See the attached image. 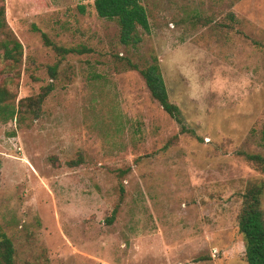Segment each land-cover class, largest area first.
Listing matches in <instances>:
<instances>
[{"label": "rangeland", "instance_id": "1", "mask_svg": "<svg viewBox=\"0 0 264 264\" xmlns=\"http://www.w3.org/2000/svg\"><path fill=\"white\" fill-rule=\"evenodd\" d=\"M141 4L149 29L132 48L92 0H4L23 55L12 70L0 57V85L16 108L53 85L37 118L0 122L15 264H246L236 217L245 186L264 181L241 155L264 157V0ZM41 33L90 52L60 59ZM151 56L194 135L125 65Z\"/></svg>", "mask_w": 264, "mask_h": 264}, {"label": "trees", "instance_id": "2", "mask_svg": "<svg viewBox=\"0 0 264 264\" xmlns=\"http://www.w3.org/2000/svg\"><path fill=\"white\" fill-rule=\"evenodd\" d=\"M141 1L92 0L94 10L99 18L116 23L118 42L124 47L135 48L142 41L139 30L148 31L149 29L148 16ZM40 35L43 44L51 47L60 59L70 54L82 55L90 52L84 47L64 48L57 46L45 34L41 33ZM22 55V46L5 21L4 0H0V57L6 64V68L12 70L21 62ZM57 65L58 63L48 68L50 80H54L56 77ZM125 65L128 69L139 73L151 99L169 118L177 123L180 128L179 133L194 135V131L187 129L183 124L178 107L169 101L156 57L151 56L150 62L143 67H139L138 64L132 63L130 60H126ZM52 90L53 85L50 83L42 87L36 96L20 99L16 108L11 92L6 86L0 85V122L6 123L24 113L32 118H37L44 100ZM241 155L260 172L264 173V157L245 153ZM68 165H76V162H71ZM263 194L264 181L247 184L241 194V203L236 219L238 232L244 242L246 264H264V220L261 209ZM111 219L112 217L108 221L110 222ZM0 264H15L12 241L2 232H0Z\"/></svg>", "mask_w": 264, "mask_h": 264}]
</instances>
